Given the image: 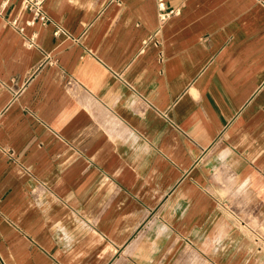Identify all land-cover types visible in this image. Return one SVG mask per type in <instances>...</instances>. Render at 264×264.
Segmentation results:
<instances>
[{"label": "crops", "instance_id": "1", "mask_svg": "<svg viewBox=\"0 0 264 264\" xmlns=\"http://www.w3.org/2000/svg\"><path fill=\"white\" fill-rule=\"evenodd\" d=\"M26 1L0 0V264H264V0Z\"/></svg>", "mask_w": 264, "mask_h": 264}, {"label": "built area", "instance_id": "2", "mask_svg": "<svg viewBox=\"0 0 264 264\" xmlns=\"http://www.w3.org/2000/svg\"><path fill=\"white\" fill-rule=\"evenodd\" d=\"M44 0H31L26 1V5L32 11L33 18L31 24L38 22L45 23L47 21V16L42 9ZM171 0H158L159 16L162 22H166L169 18L178 15L180 13L179 9H169L168 4ZM58 34V32H57Z\"/></svg>", "mask_w": 264, "mask_h": 264}, {"label": "clouds", "instance_id": "3", "mask_svg": "<svg viewBox=\"0 0 264 264\" xmlns=\"http://www.w3.org/2000/svg\"><path fill=\"white\" fill-rule=\"evenodd\" d=\"M145 150H147V149H145Z\"/></svg>", "mask_w": 264, "mask_h": 264}]
</instances>
